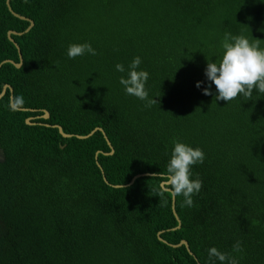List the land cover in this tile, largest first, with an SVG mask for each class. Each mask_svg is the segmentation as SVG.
<instances>
[{"label": "trees", "instance_id": "1", "mask_svg": "<svg viewBox=\"0 0 264 264\" xmlns=\"http://www.w3.org/2000/svg\"><path fill=\"white\" fill-rule=\"evenodd\" d=\"M11 7L35 24L25 32L30 20L0 0V64L20 61L8 33L24 32L13 35L23 65L0 67V93L10 86L0 98V264H219L208 250L231 253L238 240L240 264H264V96L254 90L252 100L228 104L216 101L214 85L212 96L196 87L207 86L205 69L222 55L226 32L264 48V0ZM82 43L98 55L69 59V46ZM136 56L158 96L151 108L125 94L115 69ZM96 128L105 133L77 136ZM175 140L206 153L193 169L203 180L195 207L176 197L180 228L156 176L166 173ZM182 240L190 249L175 245Z\"/></svg>", "mask_w": 264, "mask_h": 264}, {"label": "clouds", "instance_id": "2", "mask_svg": "<svg viewBox=\"0 0 264 264\" xmlns=\"http://www.w3.org/2000/svg\"><path fill=\"white\" fill-rule=\"evenodd\" d=\"M259 41L258 39H254ZM250 40L243 34L233 35L226 32L223 36L219 59H209L205 69L207 86L204 81H198L197 88H203V94L212 96L215 86L216 101L233 100L243 97L252 100L254 90L256 95L264 96V48L258 42ZM69 59H76L85 55H98L91 43L72 44L68 48ZM143 59L136 56L127 67L118 63L117 72L121 73L120 84L125 94L145 102L148 108L159 104L156 97L151 96L148 87L150 73L141 68ZM23 103V97L17 98V104ZM171 157L167 164L166 173H159L162 183L173 197H183V206L195 207L194 197L203 189V180L198 176L193 178L195 166L203 165L206 153L200 147H193L179 140L173 141ZM244 251L242 241H236L232 252H222L216 247L208 250L209 260L219 264H240L238 255ZM235 254V255H234Z\"/></svg>", "mask_w": 264, "mask_h": 264}, {"label": "water", "instance_id": "3", "mask_svg": "<svg viewBox=\"0 0 264 264\" xmlns=\"http://www.w3.org/2000/svg\"><path fill=\"white\" fill-rule=\"evenodd\" d=\"M7 5H8V7H9V9L13 12V14L16 15L17 17H20L21 19H24V20H30L31 24H30V26H29V27L26 29V31H25V32H28V31L34 26L35 22H34L33 20H31L30 18H27V17H25V16H22V15L16 13V12H14V11L12 10V7H11V0H7ZM23 33H24V32H18V31H15V30H10L9 33H8L9 39H10L12 42L15 43L16 47H17L18 50H19L20 61H19V62H16V61H14V60H12V59H8V60H5L4 62H11V63H13L14 65H16L17 67H21V66L23 65L24 59H23V55H22V52H21L20 46H19V44L16 42V40H15L14 37H13V35H22ZM4 62H3V63H4ZM3 63L0 64V67L2 66ZM8 87H10V86H9V85H5V86H4L3 91L0 93V98H2V96L5 95V93H6ZM11 104H12V106H13L14 108H18V107L16 106V104L14 103V96H13V95H11ZM21 109L27 110L26 108H21ZM43 117H44V118H49V117H50V113H49L47 110H45V114L43 115ZM31 119H32V117L28 118V119H27V122L30 123V124H34V122H31ZM54 126L58 127L59 130H60V132H61L65 137H72V136H73V134H71V133H66V132H64L63 127H62L61 125L56 124V125H54ZM99 129H101V130L104 132V130H103L102 128H96L94 131H92V132H91L90 134H88V135H77V136L80 137V138L89 137V136H91L92 134H94V133H95L97 130H99ZM104 133H105V132H104ZM105 135H106V134H105ZM106 137H107V136H106ZM107 140H108L109 145H110L111 148H112V151L110 152V154H113V153H114V148H113V146H112V143H111V141H110V139H109L108 137H107ZM97 157H98V155H97ZM99 165H100V164H99ZM100 167L102 168L101 165H100ZM102 170H103V168H102ZM103 174H104V178L107 180L106 175H105V173H104V170H103ZM142 175H146V174H139V175H136L128 185L133 184V183L135 182V180H136L137 178L141 177ZM115 186H116V187H120V186H124V185H115ZM162 186H163L165 189H167L166 186H165L163 183H162ZM173 210H174V213L176 214V216H177V218H178V220H179V225H178V227H176V228H180V227H181V220H180V218H179V216H178V214H177V212H176V197H173ZM183 244H185V245L188 247V249H190V248H189V243H188L187 240H182L179 244H175V245H177V246H181V245H183Z\"/></svg>", "mask_w": 264, "mask_h": 264}, {"label": "flooded vegetation", "instance_id": "4", "mask_svg": "<svg viewBox=\"0 0 264 264\" xmlns=\"http://www.w3.org/2000/svg\"><path fill=\"white\" fill-rule=\"evenodd\" d=\"M42 117H43V116H42ZM33 118H36V116L32 117V119H33ZM2 157H3V156H2V153H1V149H0V159H2Z\"/></svg>", "mask_w": 264, "mask_h": 264}]
</instances>
